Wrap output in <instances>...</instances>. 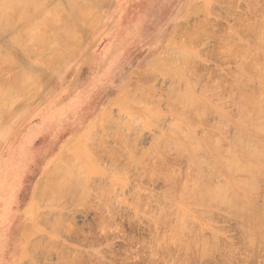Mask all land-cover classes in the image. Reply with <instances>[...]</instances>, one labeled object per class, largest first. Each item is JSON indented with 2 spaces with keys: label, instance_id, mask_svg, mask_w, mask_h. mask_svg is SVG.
I'll return each instance as SVG.
<instances>
[{
  "label": "rangeland",
  "instance_id": "rangeland-1",
  "mask_svg": "<svg viewBox=\"0 0 264 264\" xmlns=\"http://www.w3.org/2000/svg\"><path fill=\"white\" fill-rule=\"evenodd\" d=\"M43 1L45 0L39 1V3L46 6L44 7L45 9H50L51 11V8H53V10L56 9L54 12L58 13L60 12L58 8H60L67 14L66 16L62 12V17L66 16V19L67 17L68 19L65 21L62 18L61 21L64 20L65 23L71 24L69 27H73L69 29L68 25L64 24L67 25L69 31L73 32V35L71 33L69 37L72 41H68V37L67 41L64 40L63 35H61L63 38L62 40L59 35L61 38L60 41L57 32L61 30L59 26H62V24H60V17L57 19L56 16L55 19L60 22L56 21L57 24H55L56 28H58L57 30L55 29L57 31L56 39L54 40L55 43L53 42L55 46L51 42L52 45L46 44L45 46L47 47L42 46L41 48L45 50V52L36 44L35 46L38 45L39 49L32 48V52L35 50L37 52L42 50V55L36 53L37 58H40L37 60L35 56L31 58V55L29 58L28 52L25 53V51L28 50L23 49L25 54L22 53V43H19L17 40L15 43L13 40L14 36H17L18 31H20L19 29L22 30L27 25V23L24 26L21 24L23 21L26 22V20H21L19 21L20 23L16 22L17 25L15 26L14 22L19 19L15 20L16 16H14L13 19L15 18V21L13 22L14 25H12V27L14 26L13 29H11L10 26L8 27L10 30L7 29L5 33L3 32V28L2 32L0 29V47L2 48L0 50V62L2 64L0 65V81H3L5 84L7 81H14L16 72H13V70L15 67H17V71L23 72L24 75L30 72L31 75H34V77L31 76L32 79L36 78L37 80L33 82L32 79H28L29 81L32 80L34 84L27 86V84H29L27 83L24 90L18 91L21 88L20 86L23 87L21 84L28 81L27 79L24 81V77L23 81L21 80L23 83H20L21 81L19 79V85H14L16 94L13 90L14 87L9 91L11 93L10 95L14 93V96H11L14 98L9 97L11 100H9L8 104L6 102L7 106L4 104V98L0 100V103H2V101L4 102L2 106H6L3 109L0 106V264H264V241L262 242L261 239L264 238V230L261 234L256 233L260 228H264L261 224L262 218L264 219V210H261L262 218L259 220L261 221L260 223L255 222L257 218H255V221L253 220L254 214L251 213L253 210L257 211V208H260L264 203V192L262 191L264 185H261L264 184V175H261L262 178L260 179L259 177L261 176H256L260 167L261 173H264V163L261 162L262 160L259 161L260 159L253 160L255 158L254 156V158H251V155L249 156L250 158L246 157L248 155L245 152L249 150L245 149V151H243L241 147L244 145L240 147L242 150L239 149L238 144L240 145L241 141L233 140L235 138L234 135L237 133V138H239V136H242L241 139L243 140L247 138L244 140L245 142L242 140V143L248 146L254 145L258 149L264 151V113L262 111L256 113V108H259V105H248V108H252L250 109L248 117L243 118L242 115H245L243 112L246 109L240 108L241 106L238 104L242 102V105L246 107L244 102L246 98L264 100V78L261 77V75V79H257V77L259 78V75L262 74V71L259 69L261 72L259 73L257 69L259 66L256 64V62L259 63V65L262 63L264 66V49L260 47L264 46V39H262L264 38V30L263 28L258 32L255 30L264 27V0H88L89 2L87 0H75L77 3H75L74 0H50L49 2L47 0L44 2L45 4ZM248 4H250V6ZM253 4L256 5L255 9L253 7V9H249L251 6H254ZM83 5L88 6L85 7ZM50 6L52 7L50 8ZM89 6H91L90 8L94 11L93 15H91L92 12L89 8L91 16L86 12L88 10L83 8H88ZM199 6L204 10L202 11ZM193 7H195L194 10L197 11L196 8H199V11H201L197 12V14L192 13L194 11L190 10ZM256 7L260 10L261 14L258 13L259 10H256ZM77 9H84L88 17H82L83 11H79L75 14ZM72 10L76 11L73 12ZM249 10L253 11L250 13ZM40 12L39 10L36 15ZM177 12L179 13L176 14ZM79 13L82 15L80 19L84 18L82 21L85 20V22H81L78 18V20L76 19L77 15L80 17ZM252 13H256L257 15L255 14L254 16ZM261 15V19L263 18V20H260L261 22L258 21V23L257 19L259 20ZM206 16L207 18H205ZM233 18L237 19L236 22L235 20L233 21ZM86 20L89 23H87ZM90 20L93 21L91 22ZM203 20H205L206 23ZM210 20H212L211 24H209L211 22ZM200 21H202L201 26H199ZM251 22H254L253 28L255 26L258 27L254 28L256 33H252V30H248L249 33L246 32L247 29L241 28V24H243V28L250 27L252 29L253 24H249ZM202 23H205V26ZM260 24L263 26H260ZM212 25L215 26V29H213L214 27ZM233 25H239L241 29H235L237 26L233 27ZM62 27V30H64V26ZM210 28L211 30H215V32L213 30L211 31ZM180 29H183V31H178ZM208 29L210 31L207 35L210 34L212 36L213 34L211 33L214 32L215 36L213 35L212 39L209 38L207 40V37L204 35L206 38V41H204L203 35L201 36L202 38L199 36L202 32H208ZM238 30L243 32L245 36L241 37V35L238 34ZM64 32H68L66 27ZM60 33L61 31L59 34ZM69 33H65V39L66 34L69 36ZM227 33L228 35H226ZM62 34H64L63 31ZM10 35H14L12 39H9L11 38ZM224 35H226V37H224ZM256 35L260 36L258 38L259 41L256 40ZM10 40H13V43L12 41L10 42ZM196 41H199L197 42L198 45L202 41L203 43H201V46H195ZM217 43L220 45L223 44L222 49H218V51L215 50L218 46ZM226 43L228 46L230 45L232 47H240L241 45V48H237L241 52L245 50L251 51L248 53L245 52L244 56L249 55L248 57L245 56V58L247 57L248 59L254 54V56L248 59V62L254 60L253 62L251 61V63H253L252 66H254V63L256 64L255 68L258 72L251 70L250 67H253L249 66L251 65L249 63V65L247 64L248 66L242 63L248 68L246 66H244L245 69L243 66H241L242 68L240 67V63L244 61L242 60L244 58H241L243 52L240 54L238 50L236 51V48L233 49L231 47L235 51L230 50L228 52L229 54L231 52H236L237 54L238 52V57L236 54H234L233 57L232 53L230 54L231 57H228L229 54L226 51L227 49L224 48V45L228 47ZM207 44H210L209 47ZM18 45L19 48L17 47ZM211 46L214 47V51H217V53L213 54L212 51L208 52L209 49L211 50ZM55 47L56 49L59 48L61 51H54L55 49L52 48ZM204 47L208 48V51ZM223 48L228 55L222 52L220 54L227 55L226 57H224V55H221V57L218 55V52H220V50L223 51ZM228 48L230 49V47ZM182 51L185 54L180 53ZM198 51L205 54L202 55ZM33 54H35V52ZM44 56L50 57L46 58L49 62L52 57H59L57 58L58 60H52L55 61L51 63L53 66L47 62L49 66L46 64V61L44 62L42 60ZM259 56L261 59L258 58ZM6 57L7 59H5ZM179 57H181L180 61H178ZM232 57L234 59H232ZM161 58H163V60L166 58L167 60L163 61ZM8 59L10 60L7 61L6 64L3 63V61ZM261 60L263 62H260ZM198 61L201 63L197 65L199 70H196V64L199 63ZM244 62L247 63V60ZM194 64L195 66H192ZM185 66L187 69L190 68L189 66H192L189 70H193L194 73L197 71L195 74L196 76L199 74L198 77L201 76L199 80L202 81L199 82L197 77L194 76L195 74L192 75L193 72L191 71V73L187 74L183 72L182 69L185 70ZM181 67L183 68L180 69ZM10 69L14 74L8 71ZM246 69H250L249 72L252 71L254 74L247 72ZM229 70L230 72L232 71L231 74ZM140 71L142 75H140ZM143 72H145V74ZM236 72L237 74L240 73L245 81L238 76L236 77L237 80L235 78ZM133 73H138L137 75H140V77H135V74L131 77ZM190 74L199 83L194 80L195 83L193 82V84H190V81L194 79L190 77ZM240 74L238 75L241 76ZM11 76H13V78ZM189 77L192 78L190 81ZM210 77H212V79ZM219 77L220 79L221 77L223 78L221 79L222 81H218ZM209 78L214 82L210 81ZM214 78L217 79L218 82H216ZM143 80H145V83L142 82ZM207 81L210 83L212 82L215 86L213 85V87ZM223 81H227L226 84H224L225 82L223 83ZM172 82L175 84L176 88L173 87L174 85ZM248 82L250 84H248ZM4 83H0V98L3 96L6 101H8L7 99L9 98L6 97L7 93L5 96L3 93V91H8L4 90L6 87L3 89ZM136 83L138 87L136 90L139 92L135 90L136 86L134 88L132 87L136 85ZM9 84L8 86H10ZM209 84L213 88V90L211 88V91H209L211 87ZM229 84H231L230 87L232 88L228 89L227 87L229 86L227 85ZM194 85L195 88L193 87ZM247 85L250 86V88ZM11 86L13 85L11 84ZM140 86L143 87V91L139 89ZM180 87L182 89H180ZM205 87L207 89L204 90V92L206 91L209 93H202V89ZM218 87H221L220 91ZM234 87H238L236 90L240 92L244 90V93L242 92L244 96L238 92L237 94H239V97L236 98L237 91H232L233 95H231L230 91L233 90ZM218 91L224 94L226 98L218 95ZM18 93L19 96L17 97ZM172 94H181L183 98L181 96L179 99L180 96H178V99H175V97H172ZM134 95H137V99ZM139 95H141V98ZM215 95H218L221 100L215 98ZM144 97H146V99ZM186 98L188 101L189 99L191 101L187 102ZM222 98L224 100H222ZM170 99L173 100L172 106L174 104L173 107H177L176 110L182 107V109H180L182 112L179 113L174 111L175 109H172L170 104L172 100L170 101ZM184 99L185 101H183ZM229 102L231 103L228 104ZM191 103H196L191 105L192 110L195 109L193 107L196 105V108H208V110L210 109L209 113L210 111L213 112L208 115V110L205 109L204 111L202 109L204 112H207L204 113L202 110L197 109V116L194 114L196 110L192 111L189 108V114L191 112L194 113L193 115L191 113V117L188 116L189 118L186 119V115L184 114L185 116H183V112L187 110ZM177 104H179V106ZM197 104H199V106ZM225 107L227 108L224 109ZM261 108L263 107L261 106ZM248 111L249 110H246L247 113ZM107 114H109L108 119L111 118L113 121L110 119L108 122L107 117H105ZM200 114H202V118H204L202 122L204 124L200 123L201 118L199 119V123L197 121V123L194 122L195 120L193 121V117L196 119ZM204 114L207 116L203 117ZM233 115L235 117H233ZM103 117L106 118V120H103ZM157 121L159 122L157 123ZM130 122L131 124L133 123L132 126L129 125ZM218 122L220 126L216 125ZM174 123H176L175 127L178 129L180 127L184 132L182 133L191 137L192 141L190 138L184 137L181 131L179 133L175 128H172L174 126H172V124ZM178 124L179 126H177ZM118 125L119 128L120 125L122 128H117L118 130L116 129V131L114 126L118 127ZM213 125H216V128L219 126L218 128H221V131L218 130V128H214L215 126ZM105 126H108V128ZM109 126L110 128L113 127V130L109 129ZM259 128L260 131H255L259 130ZM261 128H263L262 131ZM110 131L111 135L109 133ZM206 131H208L209 135V132H211V134L214 133L216 137L217 135L219 136V139L216 140L218 145L215 144V139H212L213 143L212 141L209 142L210 140H206V137L209 136L207 135L205 137L204 133ZM115 132H117L119 136L117 134L115 135ZM137 132L140 133V137ZM94 133L99 134V136ZM112 133L114 134L113 136ZM166 135L174 139L172 141L170 138V140L166 139V137H168ZM214 135L210 136L213 137ZM110 136H112V138ZM91 137L97 139L100 137L101 142L107 145L103 144L101 147L98 145L100 149L97 150L98 147L95 145L97 142L95 141L96 143L94 144L92 140L95 138L92 139ZM232 137L234 138L232 139ZM89 139H92L90 144H94L96 147L88 144L89 142L86 140ZM194 140L198 142L197 144L202 152L199 151L200 149H197L199 152H197L196 149L195 152L193 151L194 148H191V145L193 143L192 147L194 146L196 142H194ZM249 140L252 141V144H250L251 142ZM175 141H177L179 145L176 147L171 146L173 143H176ZM248 141L250 143H248ZM131 143L133 144L130 146ZM186 145H190V148L188 149ZM106 146H108V149L112 148V150L115 148L116 152L117 150L118 152L121 150L119 152L120 156L122 154L121 158L117 157V153V158L113 155L115 158L114 160L111 154L108 153L109 151H107L108 149ZM109 146L111 147L109 148ZM103 148H105L106 151ZM130 148L132 149L130 150ZM122 149L125 151L123 152ZM179 149L182 151L180 154L178 153ZM130 152L132 156L129 155ZM204 152L208 157L205 156ZM92 153H96L97 156L94 157L95 154L93 155ZM196 153L197 156L198 153H202L204 157L199 155L200 158H204V161L206 159L208 163L205 164L204 161L202 163V160L195 163L197 159V156L195 158ZM19 154H21V156ZM214 154H218V158L217 155ZM190 155L193 156L192 158L194 160L191 159ZM136 156H140L143 161L139 160L146 164H142L138 160L133 164V157L135 158ZM63 157L74 159V163L71 162V159L68 161V159L65 158L64 161ZM223 158H226V161ZM116 159H118V161ZM222 159L224 161H221ZM231 160L233 163L239 164L238 168L236 167L237 169L235 170L238 173L231 174L229 164ZM21 161H23L24 164L22 167ZM221 162H223L224 165ZM57 163L59 165H57ZM201 163L208 165V167L204 165L201 166ZM233 163L232 166L234 165ZM250 164H252V167L255 166V168H257L253 169V172H249L248 170H246L247 172L244 171L242 165L246 168V166H250ZM61 165L64 166L65 169L62 168ZM152 165H154L156 169H153L154 166L152 167ZM59 166L62 169H60ZM70 166H74V169ZM76 166H80L79 168H81V170H78V168L76 169ZM52 168H56L61 175L64 174L62 171L63 169L64 171L69 170L68 175L74 182L76 181L74 179L75 177L79 179L77 175L74 177V174L78 172V176L80 177L83 174V183H80L82 181H80L81 178L79 182L78 180L77 182L79 186H83L81 189L90 191L87 197L90 198V200L87 199L90 202L88 203V201H86V203H84L86 198L82 201V196L75 197V199L79 198V200H72L71 196L68 194V196L65 195L66 197L63 194L64 197L61 196L58 192L55 194L56 189L55 191L52 190V186H55L57 181L55 180L56 182H53L50 179L60 174L55 173L57 172L56 170L51 174V171H53ZM192 171L194 173H192ZM66 172L65 174L67 175ZM73 172L75 173L73 174ZM171 172L173 176L172 174L169 175ZM197 172L198 174H196ZM49 173L52 175L50 179V176L48 177ZM209 173L210 175H208ZM174 175L176 176L175 178ZM215 175L218 176L213 177ZM43 176H46V178L48 177L47 179L49 180H42V178H44ZM205 176L208 178L212 176L213 178L211 177V179L216 178L217 182L214 180H211V182L214 183V186L218 183L217 186H219L223 192L217 193L215 192L217 190H214L213 194L215 197L219 195L224 196V199L213 202V200L210 201L211 199H205L209 198V196H213V194L205 193V195H201L202 193L200 190L205 191L206 189H213V184L211 185V182H209L210 179ZM69 177H67V179ZM168 177L170 180L174 178V181L168 180ZM201 177H203L204 182L199 181V183L195 185L196 179L198 178V180H201ZM192 178L194 181L191 183L190 181L193 180ZM219 178L222 180L220 181ZM251 178L256 179V188L260 187V191L256 188H245L243 185L240 186L241 184L238 182L240 181L248 185L246 184L247 180H252ZM58 179L61 180L63 177ZM189 179L191 180L189 181ZM52 180H54V178ZM187 180L190 182H188L189 185L186 183ZM180 181L182 184L184 183L183 186L186 184V187L180 186ZM40 182V187L34 190L35 186ZM192 184H194V186ZM42 185V190L46 188L44 187L45 185H48L47 187L52 190L55 195L52 196V193H50L52 191L46 193L41 191L40 188ZM224 186L226 187L224 188ZM210 187H212V189H210ZM215 189H218V187ZM247 189L248 191L246 192ZM250 189L251 191H249ZM188 190H190V192ZM185 191H188L189 194L184 193L185 195L183 196V192ZM178 192L180 194H178ZM195 192L199 193V195L195 194ZM59 195L65 199H56V196L58 198ZM41 196L43 198H41ZM46 196L47 198H44ZM84 196H86L85 193L83 194V198ZM191 198L198 199V202L201 198H204L203 200L205 201L200 202L198 205L196 200L190 201ZM50 199L54 202L57 200V203H51ZM103 199H106L104 200L105 202H103ZM227 200L234 210L239 209V212H241L243 209L245 212H250V214H252L253 218L251 217V219L250 217L247 218L248 215H242V213V216L239 215L241 218L243 217L245 219L247 226L253 227V229L255 227V233H253V229H251V231L249 227L247 230L244 228L246 224L243 226L244 223L242 222V225L240 221L242 219L236 216L238 211L232 210L236 212V214L231 210H229L231 213L225 211L223 202L226 203L225 208L229 209L230 207L228 206L229 204H227ZM66 201L69 202L70 205L66 204ZM74 201L77 203L80 202V204ZM188 201L193 202V204L188 203ZM207 201H210L208 206H206ZM82 202L84 205H82ZM212 202L214 204H212ZM54 204L57 206H54ZM72 204L75 205V207ZM31 205L34 210L32 216L29 215L30 210H28ZM64 205L67 207L65 206L66 208L64 207L65 209H62ZM98 205L100 207H98ZM214 205H216V207ZM250 209L252 210L248 211ZM200 210H205L208 214L211 213V216H207L208 214H204V216L201 212H198ZM57 212L60 213V215H58ZM62 213H65L64 215L67 217ZM162 213L164 215H162ZM198 213H200V215H198ZM243 214L246 213L243 212ZM256 214L257 217L258 213L256 212ZM159 218L164 221L162 222ZM185 218L189 219L185 221ZM59 219L60 223L58 221ZM248 219L250 220L248 221ZM179 220H181L182 223L180 222L179 224ZM61 221L64 224L61 223ZM193 222H196L197 224H195L198 225H194L196 227L195 230L191 225ZM256 226H259V229H256L258 228ZM26 229L31 230V237L28 245H26L27 242L24 240V232ZM196 229L197 234L192 235L193 233H191L190 235L189 232H195ZM181 230H183V232ZM69 232L70 234H68ZM179 232L182 233V235L183 233L185 234L182 236ZM170 234L176 235L175 237L179 235L182 236L181 242L179 240L180 238L177 239L174 236L171 238ZM212 234L215 236L214 238ZM187 236H191V238ZM206 237L209 240H206ZM255 237L256 239L260 238L261 241H255ZM157 238L159 240H157ZM193 238L195 240H193ZM78 239L81 241H78ZM184 240L188 241V244L187 242L184 244ZM162 241L163 243H161V245L163 244V246L159 245ZM208 243L211 244L205 248V245ZM212 243L213 246L211 247ZM214 243H216L217 246L214 245ZM44 244L47 247L44 246ZM24 245L30 246V248L32 247V251L35 249L34 252H36L38 248L37 250L40 252H37L38 255L34 252L32 253V257H34L33 263L26 262L27 260L23 259L28 254V248ZM178 245H180V247ZM198 245L202 249V245H204V249L201 250ZM215 246L218 251L214 248L215 252L213 251L211 253V249ZM182 247H184V249H182ZM185 247H188L186 249L190 252L187 250L185 251ZM206 249H210V251L208 250L207 253H203ZM14 250H17L18 255H16L13 260L12 254ZM229 250L230 252H228ZM73 252L74 254H72ZM60 253L61 255H59ZM63 254L64 256H62ZM58 255L59 257H57ZM183 258L185 260H183Z\"/></svg>",
  "mask_w": 264,
  "mask_h": 264
},
{
  "label": "bare ground",
  "instance_id": "bare-ground-1",
  "mask_svg": "<svg viewBox=\"0 0 264 264\" xmlns=\"http://www.w3.org/2000/svg\"><path fill=\"white\" fill-rule=\"evenodd\" d=\"M39 1L41 2L42 0H0V29H1V32H2V30L4 29L3 32L5 33V31H7L8 27H10V26H11V29H13V28H14V26L12 27V25H14L13 22H14L15 20H17V19H19V20H17V21L14 22V23H15V26L17 25V23H18L19 21H21V20H26V22L23 21L24 24H23V23H21V24H22V26H24V25H26V23H27V25H26L22 30L19 29L20 31H18V33L16 32V33H17V36H14V35H13V36H14V39H13V40H14L15 43H16V40H17L19 43H22V45H23V46H21V47H22V49H21L22 53H24V52H23L24 50H28V51H25V53L28 52L27 54H28L29 58H30V55H31V58H33V57L35 56V58H36L37 60H39L40 58H39V59L37 58L36 53L39 54V55H42L41 52H42L43 49H42L41 47H42V46H45L46 44H47V45H48V44H49V45H52L53 42H54V40L56 39V32H57L56 30L58 29V28H56V26H55V24H57L56 21L60 22V21L62 20V18H63L65 21L68 19V17H67V19H66L67 14H65V12L62 11V9L58 8V9H59L58 11H60L61 13L63 12V13L66 15L65 17H62V16H63V13H62V15H61L60 12H58V13H57V12H54V10H56V9L53 10V8H51L52 6H50L51 11H50L49 7H48L49 10L45 9L44 7H46V6L40 4ZM45 1H47V0H45ZM45 1H43V3H44ZM49 1H50V0H48V2H49ZM87 1H88V0H87ZM74 2H75V0H74ZM88 2H89V1H88ZM75 3H77V1H76ZM44 4H45V3H44ZM78 4H79V1H78ZM51 5H52V3H51ZM79 5H80V4H79ZM248 5L250 6V4H248ZM251 5H252V4H251ZM253 5H254V4H253ZM83 6H85V5H83ZM86 6H88V5H86ZM86 6H85V7H86ZM255 6H256V5L251 6L249 9H251L252 7L255 9ZM53 7H54V5H53ZM85 7H83V8L89 11V8H90L91 6H89L88 8H85ZM81 8H82V7H81ZM194 8H195V7H193L190 11H194V12H192V13H196V14H197V12H200V11H201V10L199 11V8L202 9V7H200V6H199V8H196L197 11L194 10ZM253 8H252V9H253ZM84 9H83V10H82V9H81V10H80V9H77V11L75 10L76 12L72 10L73 12H75V14H77L79 11H83V12H82L83 14L80 12L83 16L80 15V13H79L80 17H78V15L76 16V15L74 14V15L76 16V19L78 18L79 20H81V22H85V20H84V21H82V20L87 16L86 12H87L89 15H90V11L92 12L91 15H93V12H94L92 8H90L91 10H90L89 12H88V11L85 12ZM39 10H40L41 12H40L38 15H36L37 12H38ZM203 10H204V9H202V11H203ZM256 10H259V9H257V7H256ZM52 11H53V12H52ZM179 11H180V9H179ZM190 11H189V12H190ZM252 11H253V10H252ZM252 11L249 10L250 13H251ZM180 12H181V11H180ZM254 12H255V10H254ZM257 12H258V11H257ZM261 12H262V11H261ZM84 13H85V14H84ZM178 13H179V12H177L176 14H178ZM258 13H260V10H259ZM55 14H56V15H55ZM252 14H253V13H252ZM255 14H256V13H254L253 15L255 16ZM260 14H261V13H260ZM60 15H61V16H60ZM84 15H85V16H84ZM91 15H90V16H91ZM193 15H194V14H193ZM256 15H257V14H256ZM14 16H16V19L14 18L15 20L13 19ZM56 16H57V17H56ZM81 16L84 17V18H83V19H80ZM230 16H231V14H230ZM232 16H233V15H232ZM241 16H242V15H241ZM55 17H56L57 19H58V17H60V19H59L60 21H59V20H56ZM87 17H88V16H87ZM257 17H258V16H257ZM261 17H262V15L260 16V19H259V20L257 19V22H258V21L261 22V21L263 20V18L261 19ZM186 18H187V17H186ZM205 18H207V16H206ZM205 18H204V19H205ZM69 19H70V18H69ZM78 19H77V20H78ZM188 19H190V18H188ZM64 20L61 21L62 23L60 22V24H62V26H64V30H62V28H63L62 26H59V27H61V28H60V29H61V30H60L61 33L59 34L60 31L58 30V31H59V32H57L58 37H59V35H60V36L63 35L64 40L67 41V37H68V41H69V40L72 41V39H71V38L69 39V37H70V34H71V33H72V35H73V32H71V31L68 30V27L71 26V24H70V23H69V24L65 23ZM234 20H235V22H236L237 19L233 18V21H234ZM260 20H261V21H260ZM90 21H91V20H90ZM92 21H93V20H92ZM92 21H91V22H92ZM203 21H205V20H203ZM208 21H209V20H208ZM210 21H211V22H210L209 24L212 23V20H210ZM16 22H17V23H16ZM55 22H56V23H55ZM63 22H64V23H63ZM86 22H87V20H86ZM187 22H188V21H187ZM201 22H202V21H200V25H199V26H201ZM257 22H256V25H257ZM259 22H258V23H259ZM19 23H20V22H19ZM87 23H89V22H87ZM182 23H183V22H182ZM205 23H206V21H205ZM205 23H204V24L202 23V24L205 26ZM60 24H58V25H60ZM64 24H67L68 27H67V25H64ZM186 24H188V23H186ZM186 24H185V25H186ZM234 24H235V23H234ZM249 24H250V25L253 24V25H252V29H251L250 27H248V26H247V27H248L249 29H248V28H243V27H242V26H244L243 24H241V28H242V29H247L246 32H249L248 30H252V31H251L252 33H256V32H258V31L262 30L261 28H263V30H264V27H260V29H259L257 26H255L254 28L257 27V28L259 29V30H258V29H255V30H256V32H255V30H254V28H253V26H254V22H251V23H249ZM249 24H245V25H249ZM203 25H202V26H203ZM22 26H21V27H22ZM210 26H211V25H210ZM212 26L214 27L213 29H215V26H214V25H212ZM234 26H237V25H233V27H234ZM238 26H239V25H238ZM238 26H237V28L235 27V29L240 28V26H239V27H238ZM258 26H259V24H258ZM260 26H263V25L260 24ZM21 27H20V28H21ZM65 27H66V29H67L68 32H64V31H65ZM2 28H3V29H2ZM18 28H19V27H18ZM70 28H73V27H69V29H70ZM241 28H240V29H241ZM5 29H6V30H5ZM55 29H56V30H55ZM213 29H212V30H213ZM8 30H10V29H8ZM15 30H16V29H15ZM15 30H14V31H15ZM210 30H211V28H210ZM210 30L208 29V30H207L208 32H206V31H205L204 33L202 32V34H200L199 37H201V36L203 35V39H204V41H206V38H205V37H207V40H208L209 38L212 39V38H213L212 36L215 34V33H214L215 30H213V31H214L213 33L210 32L211 34H213L212 36H211L210 34L207 35V33H209ZM212 30H211V31H212ZM11 31H12V30H11ZM62 31H63L64 34H62ZM178 31H183V29H180V30H178ZM243 31H245V30H243ZM69 32H70V33H69ZM216 32H217V31H216ZM238 32H239L238 34H240L241 37L245 36L243 32H240V30H238ZM261 32H262V31H261ZM16 33H15V34H16ZM65 33H67V34L69 33V36L66 34V39H65ZM205 33H206V34H205ZM249 33H250V32H249ZM262 33H263V32H262ZM262 33H260V34H262ZM12 34H13V33H12ZM12 34H11V35H12ZM216 34H217V33H216ZM242 34H243V35H242ZM245 34H246V33H245ZM260 34H259V35H260ZM6 35H7V34H6ZM11 35H10V36H11ZM204 35H205V37H204ZM209 35H210L211 37H210ZM226 35H228V33H227ZM226 35H224V37H226ZM259 35H258V36L256 35V36H257V37H256L257 39L255 38V39L258 40V41H259L258 38L260 37ZM263 35H264V34H263ZM13 36H11V38H9V39H12ZM74 36H75V35H74ZM74 36H72V37H74ZM214 36H215V35H214ZM15 37H16V39H15ZM228 37H229V36H228ZM262 37H263V36H262ZM59 38H60V37H59ZM61 38H62V36H61ZM61 38H60V41H61ZM63 38H62V40H63ZM174 38H175V37H174ZM201 38H202V37H201ZM232 38H233V40H234V37H233V36H232ZM9 39H8V40H9ZM176 39H177V38H176ZM230 39H231V36H230ZM248 39H250V38H248ZM251 39H253V38H251ZM262 39H264V38H262ZM13 40H10V42L12 41V43H13ZM231 40H232V39H231ZM48 42H49V43H48ZM50 42H51L52 44H51ZM197 42H199V41H196V42H195V46L198 45ZM252 42H253V41H252ZM256 42H257V41H256ZM12 43H11V44H12ZM54 43H55V42H54ZM70 43H71V42H70ZM189 43L192 44L191 42H189ZM201 43H203V41L199 43L200 46H201ZM222 43H223V42H222ZM222 43H221V44H222ZM36 44H38V45H39V48L42 49V50L39 51L40 53L37 52V51L35 50V51H34L35 54H33L34 52H32V48H33V49H37V48H38V45L35 46ZM217 44H218V43H217ZM217 44H216V45H217ZM53 45H54V44H53ZM199 45H198V46H199ZM207 45H208V44H207ZM209 45H210V44H209ZM209 45H208V47H209ZM219 45H220V44H218L217 48H216V46H215V48H216L215 50L218 51V49H222L223 44L220 45L221 47H220ZM226 45L228 46L227 43H226ZM259 45H261V44H259ZM10 46H11V45H10ZM54 46H55V45H54ZM58 46H59V45H58ZM17 47L19 48V45H18ZM21 47H20V48H21ZM45 47H47V46H45ZM45 47H44V49H45ZM51 47H52V46H51ZM219 47H220V48H219ZM228 47H230V49H229ZM228 47H225V45H224V48L227 49V50H226L227 52L230 51V50H231V51H235V50H233V49H235V48H236V51H237V50L239 51V49H237L239 46H238V47H237V46L232 47V46L229 45ZM231 47H232L233 49H232ZM260 47H262V48L264 49V46H260ZM39 48H38V49H39ZM49 48H50V46H49ZM62 48H63V47H62ZM67 48H68V47H67ZM204 48H206V47H204ZM224 48H223V51L220 50V52H218V53H219L218 55H220V57H221V55L227 54V52L224 51V50H225ZM239 48H241V45H240ZM1 49H2V48L0 47V50H1ZM23 49H24V50H23ZM46 49H47V48H46ZM52 49H55L54 51H56V50L61 51L59 48L56 49V47H55V48H52ZM206 49H207V51H208V48H206ZM228 49H229V50H228ZM244 49H245V48H244ZM170 50H171V49H170ZM174 50H175V49H174ZM240 50H243V49H240ZM43 51H45V50H43ZM211 51L213 52V54H214V53H217V51H216V52L214 51V47H212V46H211V50L209 49L208 52H211ZM29 52H30L31 54H30ZM45 52H46V51H45ZM198 52H199V51H198ZM221 52L224 53V54H220ZM242 52H243V53H242ZM242 52L239 51V53H240V54L242 53V55H243V56H241V58L243 57L244 59H242V60H244V61L247 60V63L244 62V61H242V62L240 63V67H241V66L244 67V66H246L248 63L251 64V65L248 64L249 66H252V64H253V63H251L252 60H251L250 62H248V59H250L252 56H254V54H253V55L250 54L251 57L247 59V57H248L249 55H245V56H247V57L245 58L244 54H245V52L248 53V52H251V51H249V50L246 51V50H245V51H242ZM25 53H24V54H25ZM52 53H53V51H52ZM180 53L183 54L184 52L182 51V52H180ZM199 53H201V52H199ZM231 53H232L233 57H234V54H236V52H234V53L231 52ZM231 53H230V54H231ZM239 53L237 52V54H236L237 57H238V54H239ZM27 54H26V56H27ZM32 54H33V55H32ZM184 54H185V53H184ZM201 54L204 55L205 53L202 52ZM228 54H229V52H228ZM228 54H227V55H228ZM230 54L228 55V57H231ZM166 55H167V53H166ZM168 55H169V54H168ZM171 55H172V54H171ZM174 55H175V54H174ZM215 55H216V54H215ZM227 55H224V57H226ZM169 56H170V55H169ZM58 57H59V56H56L55 58L52 57L51 60H50V62H49V60H47L46 58H50V57H49V56H47V57L44 56V59H42V60H43L44 62L46 61V64H47V62H48V63H50L51 66H53L51 63H53V62H55V61H52V60H55V59L58 60V59H57ZM184 57H185V56H184ZM224 57H222V58H224ZM233 57H232V59H234ZM174 58H175V57H174ZM180 58H181V57H179L178 61H180ZM182 58H183V57H182ZM191 58H192V57H191ZM222 58H221V59H222ZM241 58H240V59H241ZM258 58H260V56H259ZM5 59H7V57H6ZM161 59L163 60V58H161ZM175 59H176V58H175ZM183 59H184V58H183ZM224 59H225V58H224ZM238 59H239V58H238ZM252 59H254V58H252ZM260 59H261V58H260ZM260 59H259V60H260ZM9 60H10V59L5 60L6 62L3 61V60H1V61H3V63L6 64L7 61H9ZM164 60H167V59L165 58ZM164 60H163V61H164ZM176 60H177V59H176ZM227 60H228V59H227ZM229 60H230V59H229ZM255 60H256V59H255ZM263 60H264V59H263ZM240 61H241V60H240ZM240 61H239V62H240ZM253 61H254V60H253ZM253 61H252V62H253ZM198 62H199V61H198ZM260 62H263V61L261 60ZM9 63H10V62H9ZM11 63H12V62H11ZM200 63H201V62L197 63V64H196V67H197V65L200 64ZM242 63H245L246 65H245V64H242ZM256 64H257V66H259V68H257L258 71H259V69H261V71H262V74H260V75H259V78L257 77V79H261V77L264 78V66H263V64L261 63L262 65H261V64L259 65V63H257V62H256ZM256 64L254 63V66H252L253 68L250 67V69L253 70L254 72H258V71H256L257 69L255 68V65H256ZM0 65H2L1 62H0ZM12 65H13V64H12ZM47 65H49V64H47ZM50 65H49V66H50ZM248 65H247V66H248ZM15 66H16V64H15ZM17 66H18V65H17ZM192 66H195V64L192 65ZM192 66H189L190 68H188V69H187V67L185 66V70L187 69L189 72H188L187 70L185 71L184 69H182L183 67H181L180 69H182L183 72H185V73L187 74V73H191V72H193V70H189V69L192 68ZM203 66H204V65H203ZM247 66H246V67H247ZM261 66H262V67H261ZM241 68H242V67H241ZM247 68H248V67H247ZM254 68H255V69H254ZM8 69H9V68H8ZM180 69H179V70H180ZM197 69H198V67L196 68V70H197ZM244 69H245V67H244ZM250 69H248V70L246 69L247 72H249ZM198 70H199V69H198ZM8 71H10L11 74H14L13 72H16L15 75H14V79H15V80H14V81H11V82L7 81L6 84H5L3 81H0V83H4V85H3V89H4V87H6V89H4V90H8V91H7V92H4V91H3V93H4V96H5V94L7 93V96H6V97L9 98V97H11L12 95L14 96V93H12V95H10L11 93H10L9 91H10V89H11L12 87H14V85H17V84H18L19 79H20V81H21V80L23 81V78L25 77V78H24V81H25V79H27V80H28V79H32V77H34V75H31L30 72H28L29 74H27V75L25 74V75H26V76H25L23 72H21V71H17V67H15V69L13 70V72L11 71V69L8 70ZM24 71H25V70H24ZM180 71H181V70H180ZM190 71H191V72H190ZM200 71H201V69H200ZM227 71H228V70H227ZM235 71H236V70H235ZM17 72H18V73H17ZM196 72H197V71H195V73H196ZM229 72H230V70H229ZM231 72H232V71H231ZM231 72H230V74H231ZM250 72L253 73L252 71H250ZM250 72H249V73H250ZM143 73L145 74V72H143ZM181 73H182V72H181ZM185 73H184V74H185ZM195 73L193 72L192 75H194ZM259 73H261V72L259 71ZM259 73H258V74H259ZM8 74H9V73H8ZM134 74H135V73L131 74V77H133L132 75H134ZM137 74H138V73L135 74V77H136V76H137V77H140V75H142V74H141V71H140V75H139V76H138ZM147 74H148V73H147ZM233 74H234V73H233ZM238 74H240V73H238ZM238 74H237V72H236V76H235V78L238 76V77H240L241 79H243V76L240 74V75L242 76V77H241V76H239ZM253 74H254V73H253ZM182 75H183V73H182ZM198 75H199V74H197V76H196V74H195L194 76H196L197 79L199 80V77H201V76L198 77ZM202 75H203V74H202ZM261 75H262V76H261ZM31 76H32V77H31ZM150 76H151V75H150ZM183 76H184V75H183ZM209 76H210V74H209ZM212 76H213V73H212ZM256 76H258V75H256ZM256 76H255V78H256ZM260 76H261V77H260ZM11 77L13 78V76H11ZM15 77H16V78H15ZM28 77H30V78H28ZM190 77H193V76H191V74H190ZM190 77H189V78H190ZM214 77H215V76H214ZM233 77H234V76H233ZM253 77H254V76H253ZM193 78H194V77H193ZM210 78L212 79V77H210ZM210 78H209V80H210ZM134 79H135V78H134ZM134 79H133V80H134ZM187 79H188V78H187ZM191 79H192V78H190L189 81H190ZM201 79H202V78H201ZM221 79H223V78L221 77ZM221 79H220V77H219L218 81H219V80L222 81ZM224 79H226V78H224ZM236 79H237V78H236ZM0 80H1V79H0ZM8 80H10V79H8ZM32 80H33V82L37 81L36 78H33ZM32 80H30V81L28 80V81H26V83L24 82V84H21V85H23V87H22V86H20V87L23 88V89H21V88L19 89L18 86H17V88L19 89L18 91L24 90V87H26V84H27V83H29V84H27V86H28V85H31V84H34V83L32 82ZM34 80H35V81H34ZM194 80H195V78L193 79V81H190V84H191V83L193 84V82L195 83V81H197V80H195V81H194ZM214 80H216V82H218L217 79L214 78ZM237 80H238V79H237ZM243 80H244V79H243ZM243 80H242V81H243ZM4 81H5V79H4ZM20 81H19V82H20ZM22 81H21L20 83H23ZM200 81H202V80H199V82H200ZM210 81H213V80H210ZM244 81H245V80H244ZM244 81H243V82H244ZM8 82H9L10 84H9ZM142 82L145 83V80H143ZM173 82H174V81H173ZM173 82H172V83H173ZM199 82L197 81V83H199ZM207 82H208V81H207ZM213 82H214V81H213ZM224 82H225V81H223V83H224ZM226 82H227V81H226ZM226 82H225L224 84H226ZM197 83H196V84H197ZM208 83H210V82H208ZM244 83H245V82H244ZM8 84H9L10 86H8ZM11 84H12L13 86H11ZM129 84H130V83H129ZM132 84H133V83H132ZM179 84H180V83H179ZM196 84H195V85H196ZM210 84H211L212 86L214 85V84H212V82H211ZM210 84H209V86H211ZM215 84H216V83H215ZM248 84H250V83L248 82ZM6 85H7L8 87H7ZM18 85H19V84H18ZM142 85H143V84H142ZM173 85H174L173 87H175V84H174V83H173ZM195 85L193 86L194 88H195ZM230 85H231V84L227 85V86H229V87H227V86H224V87H227L228 89H229V88H232V87H230ZM239 85H240V84H239ZM251 85H252V84H251ZM0 86H1V85H0ZM135 86H136V87H135ZM209 86H208V87H209ZM212 86L210 87L209 91H211ZM214 86H215V85H214ZM214 86H213V87H214ZM247 86H248V85H247ZM132 87H133V88L135 87V90H136V89L138 88V87H137V83H136V85H134V86H132ZM191 87H192V85H191ZM197 87H198V86H197ZM239 87H240V86H239ZM248 87L250 88V86H248ZM255 87H256V86H255ZM7 88H9V89H7ZM175 88H176V87H175ZM194 88H193V89H194ZM199 88H200V87H199ZM218 88H220V89H219V91H220V90H221V87H218ZM218 88H217V90H218ZM227 88H224V89H227ZM234 88H235V89H234ZM234 88H233V90L230 91L231 95H233V94H232V91H234V92L237 91V92H236V95H237V96L234 94V95L236 96V98L239 97V96H238L239 94H237L238 92L241 93V95H243L244 90H243L242 88H241V89H242L243 91H242V90H241V91H242L243 93L240 92L239 90H236V89H238V87H234ZM139 89H140V90L142 89V91H143V87L140 86ZM180 89H182V88L180 87ZM206 89H207L206 87H205L204 89H202V93H203L204 90H206ZM228 89H227V90H228ZM252 89H253V88H252ZM252 89H251V90H252ZM254 89H255V88H254ZM11 90H12V89H11ZM13 90L15 91V87H14ZM144 90H145V89H144ZM146 90L149 91L148 89H146ZM212 90H213V88H212ZM14 91H11V92H14ZM136 91H138V90H136ZM219 91H218V95H221L223 98H226V96H225L224 94L219 93ZM246 91H247V90H246ZM138 92H139V91H138ZM140 92H141V91H140ZM145 92H146V91H145ZM149 92H150V91H149ZM205 92H206V91H205ZM205 92H204V93H205ZM213 92H214V91H213ZM213 92H212V93H213ZM216 92H217V91H216ZM234 92H233V93H234ZM257 92H258V90H257ZM3 93H2V95H3ZM8 93H9V94H8ZM132 93H134V92H132ZM132 93H131V95H132ZM150 93H151V92H150ZM206 93H209V92H206ZM214 93H215V92H214ZM228 93H229V92H228ZM15 94H16V91H15ZM134 94H135V93H134ZM141 94H142V92H141ZM8 95H10V96H8ZM20 95H22V94H20ZM124 95H125V94H124ZM137 95H138V94H137ZM137 95H136V96L134 95V96L136 97V99H137ZM169 95H170V94H169ZM169 95H168V96H169ZM172 95H173L172 97H173V98L175 97V99H178V96H180V97H179V99H180L181 96H182L181 94H180V95H179V94H176V95L172 94ZM212 95H214V94H212ZM218 95H215L216 97H215V96H214V97L217 98L218 100H221L220 97H219ZM241 95H240V96H241ZM245 95H246V92H245ZM250 95H251V94H250ZM250 95H249V96H250ZM18 96H19V93L17 94V97H18ZM224 96H225V97H224ZM243 96H244V95H243ZM126 97H127V95H126ZM126 97H125V98H126ZM128 97H129V99H130V96H129V95H128ZM139 97L141 98V95H139ZM211 97H213V96H211ZM246 97H248V96H246ZM3 98H4V100H3ZM11 98H14V97H11ZM11 98L7 99L8 101H6L5 97L2 96V98H0V100L2 99L3 101H5V103H4L3 101H2V103L6 104V102H7V104H8V103H9V100H11ZM144 98L146 99V97H144ZM173 98H172V99H173ZM182 98H183V96H182ZM209 98H210V97H209ZM223 98H222V100H224ZM172 99H170V101H171ZM186 99H187V98H186ZM212 99H213V98H212ZM173 100H174V99H173ZM173 100H172V102H170L172 109H173V110L175 109L174 111L179 112V113L182 112V110L180 111V109H182V107L179 108L178 110H176L177 107L175 106V108H174V107H173L174 104H173V106H172ZM218 100H217V101H218ZM183 101H185V99H184ZM183 101H182V102H183ZM189 101H191V100L189 99ZM189 101H188V99H187V102H189ZM211 101H212V100H211ZM232 101H233V100H232ZM240 101H241V100H240ZM237 102H239V101H237ZM244 102H245V104H246V105H245L246 107H247L248 105H249V106H250V105H256V106L259 105L260 107H259V108H256V113L261 112V111L264 113V100H261V99H259V100H258V99H257V100H253V99L246 98ZM2 103H0V106H1L2 109H3L4 107L7 106V104H6V106H2ZM154 103H155V101H154ZM184 103H185V102H184ZM230 103H231V102H229L228 104H230ZM192 104H196V103H191L190 106L188 105L189 107H188L187 110H186V111H187V114H189V112H188L189 108H190V110H192V109H191V108H192V106H191ZM238 104L241 106L240 108H244V109H246V110H249L248 113H247L246 110H245V111L243 112V114H245V115H242L243 118L248 117L249 112H250V109H251L252 107H251V108H248V107H247V108H248V109H247L246 107H244V105H242V102H241V103L239 102ZM243 104H244V103H243ZM177 105L179 106V104H177ZM197 105L199 106V104H197ZM193 106H194V105H193ZM198 106H197V107H198ZM224 106H225V105H224ZM261 106H262L263 108H261ZM232 107H233V106H232ZM254 107H255V106H254ZM254 107H253V108H254ZM193 108H195V109H193L192 111H194V110H196V111H194L195 113H194V112H191V113H192V115H193V113H194V114H196L197 116H198V114L196 113V112H197V109H198V110H202V109H203L204 111H205V109L208 110V108H205V109L202 108V107H198V108H196V105H195V107H193ZM200 108H201V109H200ZM222 108H223V107H222ZM226 108H227V107H225L224 109H226ZM228 108H229V107H228ZM170 109H171V108H170ZM183 109H184V108H183ZM185 109H186V108H185ZM237 109H238V108H237ZM260 109H262V110H260ZM190 110H189V111H190ZM203 110H202V111H203ZM209 110H210V109H209ZM209 110H208V115H210V113L213 112V111H210V113H209ZM257 110H258V111H257ZM259 110H260V111H259ZM186 111L183 112V116L186 115L187 117L185 116V118L188 119V118H189L188 116L191 117V113H190L189 115H187V114H186ZM204 111H203V112H204ZM232 111H233V110H232ZM232 111H231V112H232ZM234 111H235V110H234ZM199 112H200V111H199ZM201 113H202V112H201ZM204 113H207V112H204ZM263 113H262V114H263ZM110 114H111V113H110ZM184 114H185V115H184ZM202 114H203V113H202ZM202 114H200V116H199L198 118H196L197 120L194 119V117H193V121L195 120L194 122L197 121L198 123L201 121L200 123H202V122H203V119H204V118H202ZM233 114H235V113H233ZM108 115H109V114H107V116H105V117H107V119H108ZM111 115H112V114H111ZM236 115H237V114H236ZM205 116H207V115L204 114L203 117H205ZM242 116H241V118H242ZM253 116H254V115H253ZM195 117H196V116H195ZM233 117H235V116L233 115ZM200 118H201V119H200ZM241 118H240V119H241ZM104 119L106 120V118L103 117V120H104ZM110 119H111V118L108 119V122L110 121ZM121 119H122V118H121ZM199 119H200V121H199ZM262 119H263V118H262ZM191 120H192V119H191ZM257 120H258V119H257ZM111 121H113V119H111ZM128 121H129V120H128ZM248 121H249V120H248ZM105 122H106V121H105ZM120 122H121V121H120ZM155 122H156V121H155ZM158 122H159V121H157V123H158ZM197 122H196V123H197ZM117 123H118V122H117ZM117 123H116V126H117ZM191 123H192V122H191ZM175 124H176V123L172 124V126L174 125L172 128H175L177 131H179V133H180V131H181V133H182V132H183L182 129H181L180 127H179V129L176 128V127H175ZM192 124H194V123H192ZM202 124H204V123H202ZM129 125L132 126L133 123L131 124V122H130ZM216 125H219V122H218ZM216 125H213V126H215L214 128H216ZM177 126H179V124H178ZM219 126H220V125H219ZM219 126H218V127H219ZM228 126H229V125H228ZM105 127L108 128V126H105ZM218 127H217V128H218ZM117 128H119V125H118V127H115V126H114V129H115V130H116ZM120 128H122L121 125H120ZM120 128H119V129H120ZM217 128H216V129H217ZM255 128H256V127H255ZM109 129H112V130H113V127L110 128V126H109ZM109 129H108V130H109ZM105 130H106V129H105ZM117 130H118V129H117ZM117 130H116V131H117ZM176 130H175V131H176ZM218 130L221 131V128H220V129L218 128ZM253 130H254V128H253ZM262 130H263V128H261V131H262ZM255 131H260V128H259V130H255ZM236 132H237V131H236ZM263 132H264V131H263ZM97 133H99V132H97ZM101 133H102V132H101ZM109 133H110V135H111V131H110ZM137 133H138V135L140 134L139 132H137ZM183 133H184V132H183ZM183 133H182V135H183L184 137H188V138H190V140L192 141V138H191V137H189L188 135H185V134H183ZM205 133H206V134H205ZM205 133H204L205 137H206L207 135H209V134H208V131H206ZM209 133H210V135H214V133H212V134H211V132H209ZM227 133H228V132H227ZM94 134H96V133H94ZM116 134L118 135L117 132H115V135H116ZM186 134H187V133H186ZM236 134H237V133H236ZM236 134L234 135L235 138L232 137V139L234 138V139H233L234 141H239V140H240L241 143H242V140H243V139H241L242 136H239V138H240V139H239V138H237ZM263 134H264V133H263ZM96 135L99 136V134H96ZM113 135H114V134L112 133V136H113ZM210 135H209V136H210ZM223 135H225V134H223ZM112 136H110V137L112 138ZM118 136H119V135H118ZM120 136H121V135H120ZM166 136H168V137H166V139H169V138H170L171 141L174 139V138H172V137H169V135H166ZM209 136L206 137V140H207V141L210 140L209 142L212 141V143H213V140H214V139H215L214 142H215L216 140L219 139V138H218V137H219L218 135H217V137L214 135L213 137H215V138H213L212 136H210V137H209ZM225 136H227V135H225ZM228 136H229V135H228ZM89 137H90V136H89ZM100 137H101V135H100ZM100 137L98 138V139H100V140H98V139L95 138V137H94L95 139L91 137V138L94 139V140L89 139V140H86V141L89 142L88 144H89L90 146H93L96 142L98 143V141H99L100 144H99V143H98V144H97V143L95 144V145L98 147V148H97V150H98V149H100V147H101L103 144H106V143H102V142H101V138H100ZM102 137L104 138L103 134H102ZM116 137H117V136H116ZM139 137H140V135H139ZM205 137H204V138H205ZM243 137H244V134H243ZM210 138H211V139H210ZM216 138H217V139H216ZM227 138H228V137H227ZM96 139H97V140H96ZM114 139H115V136H114ZM114 139H113V140H114ZM170 139H169V140H170ZM212 139H213V140H212ZM246 139H247V138H246ZM246 139L244 138V140H246ZM249 139H250V138H249ZM91 140H92V142L94 141V142H93L94 144L92 143L93 145L90 144V143H91ZM244 140H243V141H244ZM250 140H251V139H250ZM250 140H249V141H250ZM95 141H96V142H95ZM103 141H104V140H103ZM123 141H125V140H123ZM127 141H128V140H127ZM127 141H126V143L129 145V143H128ZM132 141H133V140H132ZM139 141H140V140H139ZM156 141H158V140H156ZM195 141H196V140H194V142H195ZM249 141H248V143L251 142L250 144H252V141H250V142H249ZM167 142H168V141H167ZM175 142L177 143V141H175ZM218 142H219V141H218ZM244 142H245V141H244ZM246 142H247V141H246ZM176 143H175V144L173 143V145H171V146H175V147L178 146L179 144H178V143L176 144ZM197 143H198V142L196 141L193 147H192L193 143H192V145L190 144V145H191V148H194V150H193V149H192V150L195 152V149H196L197 152H199V151L202 152V150L199 148V146H198ZM241 143H240V145L237 143L239 149L242 148L243 151H245V149H246V150H249V151L245 152V153L248 155V156L245 155L246 157L250 158L249 156L251 155V158H254V157H255L253 160H255V159H256V160H259V159H260L259 161L262 160L261 162L264 163V156H263V155H264V151H263V150L258 149V148H257L256 146H254V145H252V146H248V145H245L244 143H242V144H241ZM127 144H126V145H127ZM132 144H133V143H131L130 146H131ZM185 144H186V143H185ZM196 144H197V145H196ZM215 144L218 145L217 141L215 142ZM234 144H235V143H234ZM254 144H255V143H254ZM95 145H94V146H95ZM98 145H100V147H99ZM106 145H107V144H106ZM190 145H186L188 149L190 148ZM243 145H244V146H243ZM87 146H88V145H87ZM94 146H93V147H94ZM96 146H95V147H96ZM236 146H237V145H236ZM241 146H243L244 148L241 147ZM103 147H104V146H103ZM107 147H108V146H106V148H107ZM110 147H111V146H109V148H110ZM195 147H196V148H195ZM228 147H229V146H228ZM240 147H241V148H240ZM122 148H123V147H122ZM126 148H127V147H126ZM238 148H237V149H238ZM260 148H261V147H260ZM262 148H263V147H262ZM103 149H105V148H103ZM107 149H108V148H107ZM131 149H132V148H130V150H131ZM156 149H157V147H156ZM197 149H198V150L200 149V150L198 151ZM239 149H238V150H239ZM242 149H241V150H242ZM263 149H264V148H263ZM137 150H138V149H137ZM137 150H136V151H137ZM190 150H191V149H190ZM218 150H219V149H218ZM105 151H106V149H105ZM107 151H109L108 153H110V154H111V157H113V158H114L113 155H115V158H117V157H118V158H121V156H122L121 153H120L121 156L119 155V152H120L121 150H120L119 152H118V150H117V152H116V151H115V148H114L113 150H112V148H110V149H108ZM111 151H112V153H111ZM122 151L124 152L125 150L122 149ZM126 151H127V149H126ZM113 152H115L116 154L113 153ZM123 152H122V153H123ZM131 152H132V151H131ZM131 152H130L129 155L132 156V153H131ZM133 152H134V150H133ZM181 152H182V151H180V149H179L178 153L180 154ZM188 152H189V151H188ZM219 152H220V151H219ZM117 153H118V156H117ZM135 153H136V152H135ZM204 153H205V152H204ZM241 153L243 154L244 152H241ZM245 153H244V154H245ZM14 154H15V153H14ZM64 154H65V153H64ZM92 154H93V155L95 154L94 157L97 156L96 153H92ZM98 154H100V153H98ZM223 154H224V153H223ZM19 155L21 156V154H19ZM19 155H18V157H19ZM154 155H155V154H154ZM194 155H195V154H194ZM199 155L201 156L202 153H201V154L198 153V156H197V153H196L195 158H196V156H197V159L195 160V161H196L195 163H197V161L200 162L201 160H202V163H203L204 158H200ZM214 155H217V158H218V154H214ZM116 156H117V157H116ZM119 156H120V157H119ZM148 156H149V155H148ZM155 156H156V155H155ZM161 156H162V155H161ZM161 156H160V157H161ZM202 156H203V155H202ZM202 156H201V157H202ZM205 156L208 157L206 153H205ZM253 156H254V157H253ZM261 156H263V157H261ZM13 157H14V156H13ZM139 157H140V156H136L135 158L133 157V160L131 159V160L133 161V164H134L135 161H137V160H138V161H140V160L143 161V159H142L141 157H140V158H139ZM190 157H191L192 160H194V159L192 158L193 156L190 155ZM203 157H204V156H203ZM206 157H205V158H206ZM65 158H66V157H63V160H64ZM113 158H112V160H113ZM115 158H114V160H115ZM156 158H157V157H156ZM162 158H163V157H162ZM198 158H199V159H198ZM219 158H220V156H219ZM232 158H233V157H232ZM236 158H237V157H236ZM261 158H262V159H261ZM66 159H68V161H69V159H71V158L69 157V158H66ZM134 159H135V160H134ZM139 159H140V160H139ZM158 159H159V158H158ZM158 159H157V160H158ZM163 159H164V158H163ZM223 159H225V161H226V158H223ZM223 159H222L221 161H224ZM71 160H72V159H71ZM116 160L118 161V159H116ZM157 160H156V161H157ZM208 160H209V158H208ZM64 161H65V160H64ZM117 161H116V162H117ZM142 161H140L142 164H146V163H143ZM144 161H145V159H144ZM159 161H160V160H159ZM187 161H188V158H187ZM71 162L74 163V159H73ZM188 162H189V161H188ZM21 163H22L21 167L24 166L23 161H21ZM156 163H157V162H156ZM160 163H161V162H160ZM163 163H164V160H163ZM165 163H166V161H165ZM202 163L200 164L201 166L204 165V164H202ZM204 163H205V164L208 163V162L206 161V159H205ZM221 163L224 165L223 162H221ZM232 163H233V161L231 160V162H229V164H230V169H231V174H234V173L237 172V171H235V170L238 168V165H239V164H237V163H233L234 165L232 166ZM239 163H240V161H239ZM246 163H247V162H246ZM66 164H67V163H66ZM130 164H131V163H130ZM158 164H159V163H158ZM198 164H199V163H198ZM211 164H212V161H211ZM229 164H227V165H229ZM57 165H59V164L57 163ZM67 165H68V164H67ZM155 165H156V164H155ZM164 165H165V164H164ZM251 165H252V164H250V166H251ZM61 166H62V165H61ZM145 166H146V165H145ZM153 166H154V165H152V167H153ZM159 166H160V165H159ZM204 166H205V167H206V166L208 167V165H204ZM231 166H232V167H231ZM250 166H246V168H245V166L242 165V168L244 169V171L248 170L249 172H253V169H256V168H257V167L255 168V166H253V167L251 166V167H252V169H251ZM70 167H73V169H74V166H70ZM79 167H80V166H76V169L78 168V170H81V168H79ZM189 167H190V165H189ZM195 167H196V166H195ZM205 167H203V168H205ZM236 167H237V168H236ZM247 167H248V169H247ZM258 167H259V166H258ZM59 168L62 169V168H64V166H62V168L59 166ZM160 168H162V167H160ZM233 168H234V170H233ZM242 168H241V169H242ZM260 168H261V167H260ZM260 168L258 169L259 171L256 170V171H258L257 174H256V176H257V175H259V176L264 175V173H263V174L261 173L262 171H261ZM52 169H53V168H52ZM52 169H51V170H52ZM64 169H65V168H64ZM64 169H63L62 171H63V173H64L63 175H65V176L61 175V174L57 171L56 168L53 169V171H51L52 173H51V172H50V173L53 174V172H55V170H56L57 172H55V173L60 174V175H58L57 177H56V176H55V177H52V175L49 173V175H48V177L50 176L49 179L52 177V179L54 178V180L50 179L51 181H53V182H56V181H57V182L55 183V186H52L53 189H52V187L50 186L51 189L54 190V191H55V189H56L55 194H56V192H58L61 196H63V195L65 196V195L68 194L69 196H71V199H72V200H73V199H74V200H79V198H76V199H75V197L82 196L81 200L83 201V199L86 198V200H85V202H84V203H86V201L90 200V198H87L88 195L90 194V191H86V189H85V190L81 189V188H83V186H79V183H78L80 178H81L80 181L82 180L80 183H83L84 178L82 179V177H84V175H83V174L81 175V173H80V175H81V177H80V176H78V175H79L78 172H77V174H74L75 172H73L74 177H75L76 175H77V177H79V179L76 178V177L74 178V179L76 180V181H75L76 183H75L74 180L72 181V179H71V178L69 177V175H68L69 170H68V171L66 170V171H67V172H66V171H64ZM71 169H72V168H71ZM153 169H156L155 166L153 167ZM192 169H193V168H192ZM239 169H240V168H239ZM243 169H242V170H243ZM226 170H227V169H226ZM72 171H73V170H72ZM151 171H152V170H151ZM47 172H48V171H47ZM65 172L67 173V175L65 174ZM155 172H157V171H155ZM232 172H233V173H232ZM246 172H247V171H246ZM61 173H62V172H61ZM192 173H194V172L192 171ZM237 173H238V172H237ZM242 173H243V172H242ZM259 173H260V174H259ZM45 174H46V172H45ZM170 174H172V172L169 173V175H170ZM196 174H198V172H197ZM239 174H240V173H239ZM161 175H162V174H161ZM206 175H207V174H206ZM208 175H210V173H209ZM218 175H219V174H218ZM218 175H215V176H213V177H217ZM59 176H60V177H63V179L59 180V179H58V178H60ZM172 176H173V174H172ZM187 176H188V175H187ZM197 176H198V175H197ZM247 176H248V175H247ZM259 176H258V177H259ZM43 177H44V178H42V180H43V179H44V181L49 180V179H47L48 177H47V178H46V176H43ZM67 177H69V178L67 179ZM170 177H171V176H170ZM175 177H176V176L174 175V178H175ZM205 177H207V176H205ZM211 177H212V176H211ZM211 177H209V178L207 177L208 179H210V181L208 180L209 182H211V180H214L215 182H217V181H216V178H215V179H211ZM213 177H212V178H213ZM168 178H169V177H168ZM174 178H173V179L171 178V180H170V178H169L168 180H170V181H174ZM193 178H194V177H193ZM193 178H192V179H193ZM199 178H200V177H199ZM201 178H202L201 180H198V178L196 179V183H195V185H196L197 183H199V181H200V182H204V181H203V177H201ZM260 178H262V176L259 177V179H260ZM45 179H46V180H45ZM70 179H71V180H70ZM87 179H88V178H87ZM93 179H95V178H93ZM93 179H92V180H93ZM176 179H177V178H176ZM241 179H242V177H241ZM251 179H252V180H247V183H246V184H248V185H245L243 182L241 183L240 181H238V182L241 184L240 186L243 185L245 188H250V187H252V188H256V179H255V178H251ZM55 180H56V181H55ZM77 180H78V182H77ZM190 180H191V179H189V181H190ZM197 180H198V182H197ZM219 180L221 181L222 179L219 178ZM189 181L187 180V182H186V181H184V182H186L187 185H189V184H188ZM193 181H194V179L191 180L190 182L192 183ZM234 181L237 182L236 180H234ZM243 181H244V179H243ZM73 182H74V183H73ZM88 182H89V181H88ZM175 182H177V181H175ZM180 182H181V181H180ZM190 182H189V183H190ZM218 182H219V181H218ZM173 183H174V182H173ZM224 183H225V182H224ZM99 184H100V182H99ZM183 184H184V183H183ZM183 184H182V182H181L180 186H181V185L183 186ZM212 184H213V189H212V187H210V189H212V190H209V189H208V190L206 189L207 191H206V190H205V191L200 190L202 194L200 193V191H199V193H200L201 195H203V194L205 195V193H207V194H213V193H214V190H217V191H215V192H217V193L223 192V191L221 190V188H220L219 186H217L218 183L215 184L216 187L214 186V183L211 182V185H212ZM40 185H41V182L38 183V184L35 186L34 190H36L37 188H39ZM43 185H44V184H43ZM43 185H42V187L40 188L41 191H43V192H45V193H46V192H50V191H52V190H50V189L47 187L48 185H45L44 187H46V188H45L44 190H42V189H43ZM185 185H186V184H185ZM185 185H184L183 187H186ZM192 185L194 186V184H192ZM261 185H264V184H261ZM97 186H98V185H97ZM100 186H101V185H100ZM220 186H221V184H220ZM247 186H249V187H247ZM259 186H260V185H259ZM259 186H258V187H259ZM54 187H55V188H54ZM214 187H215V188L218 187V189H215ZM225 187H226V186H224V188H225ZM263 187H264V186H263ZM47 188H48L49 190H48ZM97 188H98V187H97ZM101 188H102V187H101ZM188 188H189V186H188ZM259 188H260V187H259ZM259 188H256V189H258V191H260ZM46 189H47V191H46ZM174 189H175V188H174ZM204 189H205V188H204ZM93 190H94V189H93ZM95 190H96V188H95ZM97 190H98V189H97ZM254 190H255V189H254ZM254 190H253V191H254ZM261 190H262V189H261ZM41 191H40V192H41ZM181 191H182V190H181ZM181 191H180V193H181ZM188 191L190 192V190H188ZM188 191L183 192V196L185 195L184 193H188ZM247 191H248V189L246 190V192H247ZM249 191H251V189H250ZM262 191L264 192V189H263ZM262 191H261V192H262ZM192 192H194V191H192ZM36 193H37V192H36ZM50 193H52V196L55 195V194H53V191L50 192ZM50 193H48V194H50ZM84 193L86 194V196H84V198H83V194H84ZM106 193H108V192H106ZM180 193L178 192V194H180ZM199 193H196V192H195V194H197V195H199ZM62 194H63V195H62ZM188 194H189V193H188ZM188 194H187V195H188ZM40 195H41V194H40ZM42 195H44V194H42ZM46 195H47V194H46ZM60 195H59V196H60ZM68 195H67V196H68ZM225 195H226V194H225ZM255 195H256V194H255ZM49 196H51V195H49ZM59 196H58V198H57V196H56V199L62 198L61 196H60V197H59ZM64 196H63V197H64ZM172 196H174V195H172ZM194 196H195V195H194ZM65 197H66V196H65ZM219 197H220V198H219ZM41 198H43V197L41 196ZM44 198H47V196L44 197ZM215 198H216V199H215ZM224 198H225V197H224V196H221V195H219L218 197H215V195L213 194V196H211V197L209 196V198H205V199H206V200H207V199H211L210 201L213 200V202H214V201L216 202V200L218 201V200H220V199L222 200V199H224ZM235 198H236V196H235ZM63 199H65V198H62V200H63ZM71 199H70V201H71ZM87 199H88V200H87ZM201 199H202V200H201ZM201 199H200V201L198 202V201H197L198 199H195V198L193 199V198H191L190 201H192V200L195 201V200H196V201L198 202V203H197V202H196V203L199 205L200 202L205 201V200H203L204 198H201ZM260 199H261V198H260ZM42 200H43V199H42ZM50 200H51V199H50ZM50 200H49V201H50ZM81 200H80V201H81ZM104 200H106V199H103V202H105ZM221 200H220V201H221ZM230 200H231V199H230ZM230 200H229V201H230ZM247 200H248V199H247ZM49 201H48V202H49ZM58 201H59V200H58ZM60 201H61V200H60ZM67 201H69V200H67ZM67 201H66V202H67ZM210 201H207V203H206L207 205H206V206H208V205L210 204V203H209ZM48 202H47V203H48ZM74 202H76V201H74ZM74 202H72V203H74ZM89 202H90V201H88V203H89ZM213 202H212V204H214ZM51 203H57V200H56V202H54L53 200H51ZM58 203H59V202H58ZM76 203H77V202H76ZM78 203L80 204V202H78ZM78 203H77V204H78ZM186 203H187V202H186ZM188 203H190V204L192 203V204H193V202H189V201H188ZM188 203H187V204H188ZM208 203H209V204H208ZM62 204H65V203H62ZM66 204H69V202H67ZM77 204H76V206H77ZM93 204H94V203H93ZM227 204H229V203H228V200H227ZM49 205H51V204H49ZM55 205H56V204H54V206H55ZM69 205H70V204H69ZM72 205H73V204H72ZM82 205H84L83 202H82ZM204 205H205V204H204ZM219 205H220V204H219ZM219 205H218V207H219ZM260 205H261V204H260ZM263 205H264V203H263ZM263 205H261V207L259 206L261 209H260V208H257V211H254V210H253V211L251 212L252 214H254V215H253L254 218H253V216H252V214H250V212L247 213V212H245V211L242 209V211H243L244 213H246V214H243L242 211L239 212V209H238V210H234V209L230 206V204L228 205V206H230L229 209L225 208L226 203L223 202V207H224V209H225L226 212L228 211V213H231V212H229V210H231V211L234 210V211H236V212L238 211V213H237L238 215H239V214L241 215V213H242V215H248L247 218L250 217V219H251V217H252L254 221H255V218H257V221H255V222H257V223H258V222H259V223L261 222V221H259V220H260V218H262V214H261L262 211H261V210H264V206H263ZM47 206H48V205H47ZM56 206H57V205H56ZM58 206H59V205H58ZM65 206H66V205H64V206L62 207V209H63ZM73 206L75 207V205H73ZM106 206H107V205H106ZM214 206L216 207V205H214ZM262 206H263V208H262ZM66 207H67V206H66ZM66 207H65V208H66ZM71 207H72V206H71ZM94 207H95V206H94ZM98 207H100V206L98 205ZM102 207H103V206H102ZM221 207H222V205H221ZM65 208H64V209H65ZM242 208H243V207H242ZM254 208H255V207H254ZM67 209H68V208H67ZM103 209H104V208H103ZM222 209H223V208H222ZM255 209H256V208H255ZM258 209H260V210H258ZM28 210H30L29 215L32 216L33 213H34V210L32 209V205H31V207H29ZM98 210H99V209H98ZM240 210H241V209H240ZM251 210H252V209H250V210H248V211H251ZM54 211H55V210H54ZM70 211H71V210H70ZM234 211H232V212H234ZM259 211H260V212H259ZM198 212H201V214H203V215H204V214H205V215L208 214V212H206L205 210H204V211H201V210H200V211H198ZM203 212H204V213H203ZM236 212H234V213L236 214ZM253 212H255V213H253ZM256 212L258 213V216H257V217H256V215H257ZM57 213H58V212H57ZM163 213H164V212H163ZM163 213H162V215H164ZM166 213H167V212H166ZM209 213H210V212H209ZM212 213H213V212H212ZM62 214L64 215L65 213H62ZM160 214H161V213H160ZM160 214H158V215H160ZM210 214H211V213H210ZM210 214H208L207 216H209ZM235 214H234V216H235ZM237 214H236L237 218H238V217L241 218L242 215H241V216H240V215L238 216ZM259 214H260V215H259ZM56 215H57V214H56ZM58 215H60V213H58ZM178 215H179V213H178ZM198 215H200V213H198ZM205 215H204V216H205ZM231 215H233V214H231ZM249 215H250V216H249ZM263 215H264V214H263ZM64 216H66V215H64ZM201 216H202V215H201ZM210 216H211V215H210ZM259 216H261V217H259ZM66 217H67V216H66ZM158 217H161V216H158ZM166 217H168V216H166ZM258 217H259V219H258ZM263 217H264V216H263ZM68 218H69V217H68ZM177 218H178V217H177ZM177 218H176V219H177ZM240 218H239V219H240ZM159 219H160L162 222L164 221V220L161 219V218H159ZM159 219H158V221H159ZM187 219H189V218H187ZM187 219L185 218V221H186ZM241 219H242V220H240L241 223H242V222L244 223V225H243V223H242V225L245 226V224H246V227H244L246 230H247L248 227L250 228V230L253 229V227L247 226V222L245 221V219H244L243 217H242ZM250 219H248V221H249ZM42 220H43V219H42ZM246 220H247V219H246ZM58 221H59V223H60V219H59ZM251 221H252V220H251ZM50 222H51V221H50ZM50 222H49V223H50ZM68 222H69V221H68ZM162 222H161V223H162ZM175 222H176V221H175ZM180 222H181V220H179L178 223L180 224ZM263 222H264V219L262 218V223H261L262 226H264V225H263V224H264ZM56 223H57V222H56ZM61 223H63V222L61 221ZM66 223H67V222H66ZM181 223H182V222H181ZM189 223H190V222H189ZM195 223H196V222H193V224H191V225L193 226L194 230H195V228H196L195 226H198V225H196L197 223H196V224H195ZM44 224H45V222H44ZM63 224H64V223H63ZM68 224H69V223H68ZM66 225H67V224H66ZM66 225H65V226H66ZM189 225H190V224H189ZM194 225H195V226H194ZM256 225H257V224H256ZM172 226H173V225H172ZM60 227H61V226H60ZM72 227H73V226H72ZM256 227H258V228H256V229H259V226H256ZM74 229H75V228H74ZM74 229H72V230L75 231L76 229H75V230H74ZM188 229H189V228H188ZM72 230H71V231H72ZM183 230H184V229H183ZM183 230H181V231L183 232ZM199 230H200V228H199ZM263 230H264V228H263V229L260 228V229L258 230V231H260V232L257 231L256 233L261 234V233L263 232ZM69 231H70V230H69ZM181 231H180V232H181ZM251 231H252V230H251ZM67 232H68V231H67ZM76 232H77V231H76ZM76 232H75V233H76ZM180 232H179V233H180ZM184 232H185V231H184ZM71 233H72V232H71ZM174 233H175V232H174ZM186 233H187V232H186ZM189 233H190V235H191V233H193L192 235L197 234V229H196L195 232H194V231H193V232L190 231ZM248 233H249V232H248ZM248 233H247V234H248ZM253 233H255V227H254V229H253ZM263 233H264V232H263ZM58 234H59V233H58ZM68 234H70V232H69ZM76 234H77V233H76ZM175 234H176V233H175ZM184 234H185V233H183V235H184ZM200 234H201V232H200ZM247 234H246V235H247ZM73 235H74V234H73ZM78 235H79V233H78ZM170 235H171V234H170ZM180 235H182V233H180ZM180 235H179L178 237H175L176 235H173V234H172V235H171V238H172V236H174V237L177 238V239L180 238L179 240H180V242H181V237H182L183 235H182V236H180ZM248 235H249V234H248ZM248 235H247V237H248ZM79 236H80V235H79ZM185 236H186V235H185ZM195 236H197V235H195ZM195 236H194V237H195ZM200 236H201V235H200ZM249 236H250V235H249ZM30 237H31V230L26 229L25 232H24V240H25V242H27L26 245H28V242H29ZM174 237H173V238H174ZM187 237H190V238H191V236H187ZM210 237H211V236H210ZM212 237L214 238L215 236L212 234ZM212 237H211V238H212ZM197 238H198V237H197ZM203 238H204V237H203ZM203 238H202V239H203ZM218 238H219V237H218ZM253 238H254V237H253ZM182 239H183V238H182ZM188 239H189V238H188ZM202 239H200V240H202ZM207 239H208V238L206 237V240H207ZM249 239H250V238H249ZM258 239H260V238H257V239H256V237H255V241H261V239H262V242L264 241V240H263L264 238H261L260 240H258ZM85 240H86V239H85ZM157 240H159V239L157 238ZM171 240H172V239H171ZM185 240H186V239H185ZM185 240H184V244H185V242H187V244H188V241H185ZM191 240H192V239H191ZM193 240H195V239L193 238ZM193 240H192V241H193ZM197 240H198V239H197ZM197 240H196V241H197ZM200 240H199V241H200ZM204 240H205V238H204ZM208 240H209V239H208ZM210 240H211V239H210ZM253 240H254V239H253ZM39 241H40V240H39ZM52 241H53V240H52ZM78 241H81V240L78 239ZM82 241H84V240H82ZM196 241H194V242H196ZM202 241H203V240H202ZM219 241H220V240H219ZM190 242H191V241H190ZM249 242H251V241H249ZM53 243H54V242H53ZM57 243H58V242H57ZM161 243H163V241L160 242L159 245H161ZM31 244H32V243H31ZM40 244H41V243H40ZM80 244H81V243H80ZM156 244H157V241H156ZM167 244H168V242H167ZM182 244H183V243H182ZM210 244H211V243L206 244V245H205V248L208 247V245H210ZM26 245H24V246H26ZM38 245H39V244H38ZM47 245H48V244H47ZM159 245H158V246H159ZM165 245H166V243H165ZM214 245H216V243H214ZM42 246H43V245H42ZM44 246H46V245L44 244ZM161 246H163V244H162ZM178 246L180 247V245H178ZM198 246H199V245H198ZM202 246H203V249H204V245H202ZM212 246H213V243H212L211 247H212ZM216 246H217V245H216ZM216 246L212 248L213 250L211 249V247H210L211 251H210V249H208V250L212 253V252L214 251V248H215V249L217 248ZM26 247L28 248V254H27L23 259H24V260H27L26 262L33 263V261H34L33 258H34V257H32V253L35 251V249H34V251H32V250H33L32 247H31L32 249L30 248V246H29V247L26 246ZM40 247H41V245H40ZM46 247H47V246H46ZM199 247H200V246H199ZM34 248H35V245H34ZM36 248H37V247H36ZM50 248H51V247H50ZM50 248H49V250H50ZM186 248H188V247H185V251H186V250L189 251V250L186 249ZM200 248H201V247H200ZM37 249H38V248H37ZM37 249H36V252H34L36 255H38V254H37V252H38ZM43 249H44V248H43ZM51 249H52V248H51ZM54 249H55V248H54ZM182 249H184V247H182ZM203 249L201 248V250H203ZM46 250H47V249H46ZM206 250H207V249H206ZM206 250H205V251H206ZM208 250H207L206 252L203 251V253H207ZM216 250H217V249H216ZM54 251H55V250H54ZM198 251H199V250H198ZM217 251H218V250H217ZM62 252H63V251H62ZM71 252H72V251H71ZM180 252H181V251H180ZM183 252H184V251H183ZM183 252H182V253H183ZM189 252H190V251H189ZM199 252H201V251H199ZM214 252H215V251H214ZM228 252H230V250H229ZM38 253H40V252H38ZM48 253H49V252H48ZM63 253H64V252H63ZM186 253H187V252H186ZM211 253H208V254H211ZM225 253H226V252H225ZM64 254H65V253H64ZM64 254H63L62 256H64ZM72 254H74V252H73ZM76 254H77V253H76ZM229 254H230V253H229ZM229 254H228V255H229ZM16 255H18L17 250H14V251H13V254H12V258H13V260L15 259V256H16ZM50 255H51V254H50ZM59 255H61V253H60ZM59 255H58L57 257H59ZM77 255H78V254H77ZM189 255H190V254H189ZM189 255H187V256H189ZM33 256H35V255H33ZM62 256H61V257H62ZM224 256L226 257L225 254H224ZM37 257H38V256H37ZM43 257H44V256H43ZM65 257H66V256H65ZM74 257H75V256H74ZM75 258H76V257H75ZM185 258H186V257H185ZM80 259H81V258H80ZM186 259H187V258H186ZM76 260H77V259H76ZM183 260H185V259L183 258ZM77 261H78V260H77ZM77 261H75V262H77ZM81 261H82V260H81ZM182 262H183V261H182ZM188 262H189V261H188ZM169 263H170V262H169ZM184 263H185V262H184Z\"/></svg>",
  "mask_w": 264,
  "mask_h": 264
}]
</instances>
